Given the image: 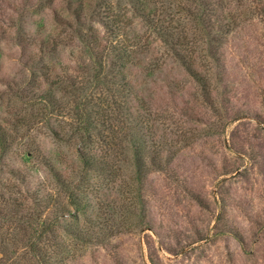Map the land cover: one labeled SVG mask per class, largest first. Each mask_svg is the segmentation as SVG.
Wrapping results in <instances>:
<instances>
[{"label": "rangeland", "instance_id": "obj_1", "mask_svg": "<svg viewBox=\"0 0 264 264\" xmlns=\"http://www.w3.org/2000/svg\"><path fill=\"white\" fill-rule=\"evenodd\" d=\"M0 264H264V0H0Z\"/></svg>", "mask_w": 264, "mask_h": 264}]
</instances>
